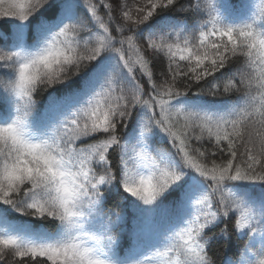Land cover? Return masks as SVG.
<instances>
[{
    "label": "snow or ice",
    "instance_id": "obj_1",
    "mask_svg": "<svg viewBox=\"0 0 264 264\" xmlns=\"http://www.w3.org/2000/svg\"><path fill=\"white\" fill-rule=\"evenodd\" d=\"M0 20V264H217L233 237L219 264H264V0H0Z\"/></svg>",
    "mask_w": 264,
    "mask_h": 264
},
{
    "label": "trees",
    "instance_id": "obj_2",
    "mask_svg": "<svg viewBox=\"0 0 264 264\" xmlns=\"http://www.w3.org/2000/svg\"><path fill=\"white\" fill-rule=\"evenodd\" d=\"M9 21H4V22H0V31H7L8 28H9ZM40 103L41 105H43L44 103L47 102V94H44L43 96H41L40 98ZM13 220H16L18 219V217L15 216V214H13V216L11 217ZM134 220L132 218V209L129 208L128 209V216H127V224L130 225V223H132ZM34 225L36 227H41V225L43 224V227L51 230V225L48 224L47 222H40V221H34L33 222ZM236 244H237V241L235 240V237L232 238V243H231V246L228 247L226 249V246H225V241L224 240H215L212 242V245H211V248H212V253H214V258L216 259L217 261V264H219L220 260H222L226 254V251H227V254L228 255H231L232 254V251L235 250V247H236Z\"/></svg>",
    "mask_w": 264,
    "mask_h": 264
},
{
    "label": "rangeland",
    "instance_id": "obj_3",
    "mask_svg": "<svg viewBox=\"0 0 264 264\" xmlns=\"http://www.w3.org/2000/svg\"><path fill=\"white\" fill-rule=\"evenodd\" d=\"M4 21H7V20H0V22H4ZM135 223V222H134ZM134 223H132V227L130 228V230L134 227ZM129 228L127 227V230L125 231V233L122 235L121 239H120V244H119V247H122L123 246V243L125 242V236L126 234H128L130 232ZM129 239L127 238V241ZM132 243V240H131V237H130V244Z\"/></svg>",
    "mask_w": 264,
    "mask_h": 264
}]
</instances>
